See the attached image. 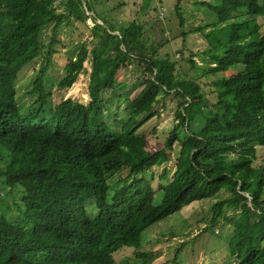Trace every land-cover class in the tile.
I'll return each instance as SVG.
<instances>
[{
    "label": "trees",
    "instance_id": "obj_1",
    "mask_svg": "<svg viewBox=\"0 0 264 264\" xmlns=\"http://www.w3.org/2000/svg\"><path fill=\"white\" fill-rule=\"evenodd\" d=\"M144 1L142 9L150 4ZM91 3L0 0V264H113L114 247L138 248L147 228L205 200H214L208 226L222 218L233 228L227 245L234 264H264V166L254 164L259 149L264 151V34L257 22L264 17V4L199 3L215 16L212 24L194 29L207 43L201 62L214 64L213 74L240 68L211 81L216 102L210 104L195 80L180 79L177 62L147 46L141 26L133 22L116 34L96 23L101 21ZM71 16L91 19L96 42L89 53L81 45L56 87L70 88L86 73L88 60L86 106L70 99L53 104L44 87L57 30ZM50 24L51 35L43 36ZM36 61L45 66L32 79L28 94L33 101L22 106L15 83ZM127 65L147 77L127 103L124 125L115 131L104 120V102ZM124 88L120 84L117 90ZM160 95L178 99L177 123L164 147L150 152L137 130L156 115L152 109ZM139 116L144 117L137 122ZM174 144L179 151L169 182L115 178L162 168L160 179H166L167 150ZM87 204L96 209L93 219L86 214ZM227 209L237 215L227 216Z\"/></svg>",
    "mask_w": 264,
    "mask_h": 264
},
{
    "label": "rangeland",
    "instance_id": "obj_2",
    "mask_svg": "<svg viewBox=\"0 0 264 264\" xmlns=\"http://www.w3.org/2000/svg\"><path fill=\"white\" fill-rule=\"evenodd\" d=\"M144 2V0H92L91 7L101 21H96V23L105 28L116 30L114 32L116 34H121L123 29L133 22L139 27L141 26V36L147 42V46H154L157 52L166 55L169 60L177 62L180 79L195 80L202 87L204 99L210 104H214L216 94L211 81L232 76L238 73L240 68L231 67L225 73L213 74L209 70L215 65L200 60L201 53L206 49L207 43L194 29L212 24L215 22V16L204 6H199V3H211L212 0H180L178 4L177 0H150L149 6L142 9ZM259 3L264 4V0H259ZM176 6H178V13L175 9ZM55 12L60 15L64 14L62 9H57ZM88 15L91 16V13ZM155 19H159V23L155 22ZM257 22L263 35L264 17H258ZM93 25L91 19L81 22L75 16H71L63 21L58 28V42L54 46L56 52L44 79V87L50 91L53 104L67 99L75 100L84 106L90 103L88 83L91 66L88 60L83 62L86 73L79 74L76 82L70 88L58 90L56 83L63 75L66 62L79 53L81 45H84L87 53L93 49L96 42ZM52 27L53 24L47 26L42 32L43 36L51 35ZM115 51H119V49H115ZM190 59L195 62V66L190 64ZM44 66L45 62L36 61L19 74L15 87L19 103L22 106H27L33 101V97L28 94V91L32 87L35 73ZM146 77L147 75L140 69L130 65H127L125 70L118 71L115 78L119 85L109 92L104 102V108H106L104 120L107 119L110 122L106 120L113 130H119L124 125V120L128 117L127 103L140 92L142 81ZM120 84L125 85L124 90H117ZM158 99V104L152 109V113H156V115L151 116L137 130V133L146 139V148L150 152L164 147L169 133L177 123L174 112L179 102L178 99L175 97L164 98L162 95ZM143 117L139 116L136 121L140 122ZM199 120L200 117H197L195 122ZM178 151L177 144H174L171 150H167L170 161L165 167L167 178L162 181L159 178L162 176L160 168H152L138 177L120 173L115 178L124 180L126 177V182H130L133 178H145L147 181L151 180L152 183L169 182L174 172ZM257 157L254 164H263L264 166V151L259 149ZM121 185L122 183H119L117 187ZM112 194L113 190H110L108 197L110 198ZM213 203L214 200L193 202L179 212L147 228L141 234V240L144 236L146 237L143 239L144 246L141 251L156 254L157 258L152 259L151 264H234L235 259L230 255L227 245L231 234H233L232 226L222 218H218L216 223L210 227L208 221H205L211 217ZM224 212L231 217L237 215V212H232L229 209ZM86 214L91 219L95 218L97 212L94 206L90 207L87 204ZM208 227L210 231L203 232ZM113 258L116 264L138 262L134 251L123 247L113 251Z\"/></svg>",
    "mask_w": 264,
    "mask_h": 264
},
{
    "label": "clouds",
    "instance_id": "obj_3",
    "mask_svg": "<svg viewBox=\"0 0 264 264\" xmlns=\"http://www.w3.org/2000/svg\"><path fill=\"white\" fill-rule=\"evenodd\" d=\"M161 169H162V168H161ZM148 171H150V170H148ZM145 172H147V171H145ZM132 177H133V176H132ZM159 178H160V177H159ZM160 181H162V180L160 179ZM150 183H151V182H150ZM157 183L161 184L160 182H157ZM148 232H149V231H148ZM148 232H147V233H148ZM147 233H146V235H147ZM144 237H145V236H144ZM144 237H143L142 240H141V236H140V240H141L140 243H141V246H140V244H139V247H138V248L128 247V246H125L124 244H123V245H119V246L114 247V248L111 250V253H110L112 259L114 260V258H113V251L116 250V249H118V248L123 247V248H127V249H132V250L134 251L135 258H136V260L139 262V263L137 262V263H135V264H151L152 259L157 258V256H156L155 253H152V252H150V253H144V252L141 251V248H143V246H144V244L142 243ZM145 239H146V237H145ZM138 255H141V256H138ZM151 255H155L154 258H153ZM149 256H151V257H149ZM148 257H149V258H148ZM146 258H148V262L145 261ZM114 262H115V263H113V264H116V261H115V260H114Z\"/></svg>",
    "mask_w": 264,
    "mask_h": 264
}]
</instances>
